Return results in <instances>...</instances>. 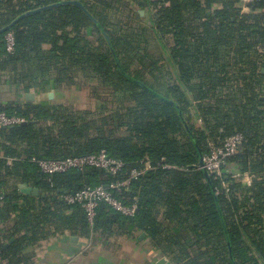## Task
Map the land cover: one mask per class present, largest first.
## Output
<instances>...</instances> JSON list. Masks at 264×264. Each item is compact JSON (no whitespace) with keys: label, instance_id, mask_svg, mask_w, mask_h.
Instances as JSON below:
<instances>
[{"label":"trees","instance_id":"16d2710c","mask_svg":"<svg viewBox=\"0 0 264 264\" xmlns=\"http://www.w3.org/2000/svg\"><path fill=\"white\" fill-rule=\"evenodd\" d=\"M62 1L0 0V29L49 7L0 33V75L25 90L81 79L89 102L0 103V113L32 122L0 129V249L13 239L0 264H35L36 248L62 235L93 244L135 230L172 264H264V0L251 4L256 13H241L239 0ZM235 133L243 143L227 164L255 178H228L226 193L199 155L207 139ZM101 151L121 161L116 175L49 176L32 161ZM145 163L127 189L109 188ZM22 183L38 196L22 194ZM97 186L134 201L133 216L101 202L89 222L61 199Z\"/></svg>","mask_w":264,"mask_h":264},{"label":"built area","instance_id":"2783aa9c","mask_svg":"<svg viewBox=\"0 0 264 264\" xmlns=\"http://www.w3.org/2000/svg\"><path fill=\"white\" fill-rule=\"evenodd\" d=\"M253 2L254 0H239L237 6L240 8L241 13H256L258 11L251 7ZM153 11L155 12V10ZM5 40L6 50L11 52L14 45L12 34L8 33L5 36ZM23 122L24 120L21 117L7 116L3 112L0 113V129L21 124ZM196 124L198 126L202 124L199 117L196 119ZM242 143L243 137L239 133L226 137L219 142L207 139L208 151L203 156V168L208 174L220 178L221 187L226 193H228L230 185L228 178L244 185H250L251 181L255 178V175L247 172H239L235 168H230L227 164V159L229 157L235 156L240 152ZM32 161L37 165L41 172L49 176L58 173H66L70 170L84 171L88 168L102 169L108 174L116 175L122 167L121 161L109 158L104 151L82 157H67L57 160L32 159ZM8 163H10V161H8ZM150 168L149 163H145L144 168L140 170H130L123 181H116L112 183L109 188L118 192L122 188L127 189L132 178L141 175L145 170ZM2 198L3 197L0 194V201ZM61 199L67 205H80L84 209L89 222H92L96 213V208L101 202L108 204L112 209L125 216H133L136 211L134 201L128 205L123 204L112 195L111 191L103 186H97L94 188L86 187L73 194H63Z\"/></svg>","mask_w":264,"mask_h":264},{"label":"crops","instance_id":"0c3cea01","mask_svg":"<svg viewBox=\"0 0 264 264\" xmlns=\"http://www.w3.org/2000/svg\"><path fill=\"white\" fill-rule=\"evenodd\" d=\"M139 14L145 17V11L139 10ZM75 87H56L48 82L43 89L30 88L25 90L23 86L9 84L7 75H0V103H24L26 94H32L33 103L47 101L52 105L70 104L65 101L67 91ZM79 94L85 98L87 90L79 87ZM54 99L59 102L54 103ZM195 120L199 117L193 112ZM9 227L8 224L5 225ZM3 227V226H2ZM141 231H126L121 235H113L106 240L98 239L93 244L77 238L72 240L71 235H62L51 238L45 246L36 248L35 264H172L168 258L152 244L150 239ZM42 243V244H44ZM41 244V245H42Z\"/></svg>","mask_w":264,"mask_h":264},{"label":"water","instance_id":"95a60500","mask_svg":"<svg viewBox=\"0 0 264 264\" xmlns=\"http://www.w3.org/2000/svg\"><path fill=\"white\" fill-rule=\"evenodd\" d=\"M67 3H71V4H74L78 7H80L81 9H84L82 4L78 1V0H70V1H62L60 3H58L59 5L60 4H67ZM49 7H44V8H39V9H36V10H33V11H28L26 13H24L23 15L19 16L18 18H16L13 22H11L9 25H7L6 27L0 29V33L2 32H6V31H9L12 26L20 19L22 18L23 16L25 15H29V14H32L34 12H39V11H42L44 9H47ZM262 72H264V69H262ZM26 99L29 100V101H33L34 100V96L32 94H26ZM171 104L174 105V103L172 101H169ZM176 106V105H175ZM177 107V106H176ZM179 115L182 117L181 115V112H179ZM29 123H32V122H23L22 124H29ZM198 166L199 168L202 169V171L204 172V174L206 176H208V172L203 168V156L200 154L199 155V162H198ZM19 189H20V192L22 194H25V195H30L32 197H37L38 196V189L37 188H33V187H30L28 186L27 184L25 183H22V184H19L18 185ZM142 236H145V234H142ZM72 240H77L76 237H72ZM13 241V239H11L8 243H6L1 249H0V252L3 251L4 249H6L8 247V245Z\"/></svg>","mask_w":264,"mask_h":264},{"label":"rangeland","instance_id":"374dc122","mask_svg":"<svg viewBox=\"0 0 264 264\" xmlns=\"http://www.w3.org/2000/svg\"><path fill=\"white\" fill-rule=\"evenodd\" d=\"M123 3H126V1L123 0ZM77 81H78L77 83H79V86H77L76 88H73L72 90H69V91H67V93H65L66 94L65 101L68 100L69 102H71L70 104L73 105L74 107L84 108V107H87L89 105L88 98H87V96H85V98H84L83 96H81L79 94V91H80L79 87H81L82 83H81V79H79ZM53 101H55L54 103L59 102V100H56V99H54ZM44 246H45V243L42 244L38 248V250H41Z\"/></svg>","mask_w":264,"mask_h":264}]
</instances>
